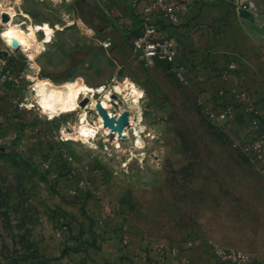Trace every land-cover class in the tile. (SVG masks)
Instances as JSON below:
<instances>
[{"label":"rangeland","instance_id":"1","mask_svg":"<svg viewBox=\"0 0 264 264\" xmlns=\"http://www.w3.org/2000/svg\"><path fill=\"white\" fill-rule=\"evenodd\" d=\"M3 10L36 43L45 37L36 25L53 34L47 51L31 57L8 48L0 18V264L34 255L18 264H192L200 226L215 223L235 244L217 251L249 256L244 248L264 237V173L233 146L244 125L209 121L199 82L178 80L166 64L143 63L134 75L144 91V148H136V117L123 143L101 131L87 144L79 121L99 126L85 107L96 93L55 118L36 95L44 78L108 89L135 82L91 31V9L74 0H4ZM115 89L101 101L110 111ZM66 128L71 139L62 141ZM128 241L142 246L138 263Z\"/></svg>","mask_w":264,"mask_h":264},{"label":"crops","instance_id":"2","mask_svg":"<svg viewBox=\"0 0 264 264\" xmlns=\"http://www.w3.org/2000/svg\"><path fill=\"white\" fill-rule=\"evenodd\" d=\"M90 10L91 31L98 39L112 42V54L116 64L126 71V78L137 82V71L143 70L138 59L132 55V31L141 27L140 14L153 0H74ZM258 10L253 19L240 18L233 0H189L181 5L180 23L170 25L159 16L157 28L163 30L179 49L178 61L187 68V77L192 84L201 75L200 95L212 107L222 110L228 104L236 107L240 126L244 125L243 109L238 95L243 92L250 97L260 113L264 124V0H257ZM230 63L236 70L223 77ZM224 91L221 95L220 92ZM211 229L200 226V246L192 264H227L217 257L220 246L234 247L226 238V229L215 223ZM129 238V237H128ZM127 243V242H126ZM131 260L138 263L140 244L128 241ZM239 247V245H236ZM245 252L255 264H264V237L252 238ZM200 258V260H198ZM180 264H184L181 262Z\"/></svg>","mask_w":264,"mask_h":264},{"label":"built area","instance_id":"3","mask_svg":"<svg viewBox=\"0 0 264 264\" xmlns=\"http://www.w3.org/2000/svg\"><path fill=\"white\" fill-rule=\"evenodd\" d=\"M188 1L189 0H153L143 8L139 16L141 26H143L140 37L135 39L132 36V55L135 58L148 66H154L158 63L166 64L171 67V71L178 80L187 84L191 83V81L187 77V68L178 61L179 49L173 45L171 38L163 30L156 27L155 19L159 16V18L170 25H178L180 23L179 12L181 10V5ZM233 2L236 13L240 18L247 20L253 19L254 14L258 10L257 0H233ZM3 8L4 0H0V17L2 15L1 12L5 11ZM245 12L248 14H244ZM103 47L105 49H111L112 42H104ZM8 48L11 50L10 47ZM236 68L234 63H230L223 71V77L229 76ZM196 81L199 83L202 82L203 77L201 75L196 76ZM117 84L118 81L115 82L111 89H108L107 85L104 88H97L96 99L101 102L106 94L114 95L113 92ZM220 94L223 95L224 91H221ZM238 96L243 109L242 117L246 125L244 127V132L239 134L237 139H234L233 146L240 148L250 155L251 158L255 160L258 168L264 173V124L261 121L258 109L255 108L250 97H248L245 92ZM201 100L207 119L213 123H220L225 117L228 118V121L230 120L232 121L231 123H234L238 117L236 107L232 104H228L222 110H218L207 103L202 96ZM111 104L113 105L111 111L114 116H117L118 109L115 107L117 103L112 101ZM85 107H87V105ZM87 112L90 113L92 111L87 110ZM129 127H131V125ZM69 129L72 130V128H66L62 132V141L71 139L66 136L70 134ZM121 143H123V141H121ZM217 257L223 263L227 264H255L249 256L235 250L217 251Z\"/></svg>","mask_w":264,"mask_h":264},{"label":"bare ground","instance_id":"4","mask_svg":"<svg viewBox=\"0 0 264 264\" xmlns=\"http://www.w3.org/2000/svg\"><path fill=\"white\" fill-rule=\"evenodd\" d=\"M1 23L6 24L7 30L4 34V40L12 51H18L38 57L47 51V45L51 43L53 29L48 26L36 25L33 29L44 34V40L36 43L34 37H30V33L24 31L20 25L13 24V15L1 12ZM7 19V20H6ZM29 30V29H28ZM41 91L36 95L37 103L46 109V112L52 118H55L67 106L73 104L81 95L91 93V96H97V88L82 85L78 81H67L56 84L53 81L44 78L40 83ZM104 88V86H100ZM98 87V88H100ZM103 90V89H101ZM117 94L116 102L123 104L117 116L108 110L107 103L97 100H89L87 107H92L98 117L99 126H94L87 117H81L79 121L80 136L87 144L95 145L93 141L99 138L100 132L104 131L107 136L115 141H121L129 138L128 127L134 124L135 118L137 124L134 126L136 132V148L142 150L145 146L142 133L145 131L144 113L141 99L143 97V89L130 80L122 83L115 89ZM94 93V94H93ZM111 100V99H109ZM112 110L113 105L110 104ZM128 112V116L124 113ZM127 124L124 127V124Z\"/></svg>","mask_w":264,"mask_h":264},{"label":"water","instance_id":"5","mask_svg":"<svg viewBox=\"0 0 264 264\" xmlns=\"http://www.w3.org/2000/svg\"><path fill=\"white\" fill-rule=\"evenodd\" d=\"M244 14H248L247 12H245ZM142 28H143V26H141L140 28H138V29H136V30H134V31H132V33H131V35L135 38V39H138L139 37H140V35H141V30H142ZM87 103V100L85 101V102H83L82 103V105H85ZM128 112H125L124 113V116L126 117V116H128ZM127 124L125 123L124 124V127L126 126Z\"/></svg>","mask_w":264,"mask_h":264},{"label":"trees","instance_id":"6","mask_svg":"<svg viewBox=\"0 0 264 264\" xmlns=\"http://www.w3.org/2000/svg\"><path fill=\"white\" fill-rule=\"evenodd\" d=\"M39 258V256H24V257H22L21 259H19V260H15L14 262H13V264H18V263H20L21 261H28V260H35V259H38Z\"/></svg>","mask_w":264,"mask_h":264}]
</instances>
